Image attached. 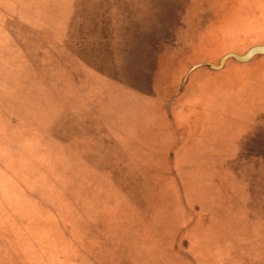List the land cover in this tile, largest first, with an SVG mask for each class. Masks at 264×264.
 <instances>
[{
  "label": "rangeland",
  "instance_id": "374dc122",
  "mask_svg": "<svg viewBox=\"0 0 264 264\" xmlns=\"http://www.w3.org/2000/svg\"><path fill=\"white\" fill-rule=\"evenodd\" d=\"M28 4L59 7V31L69 6L99 35L88 68L62 52L57 67L51 31L10 18ZM0 13L48 81L0 69V264H264V54L210 66L264 45V0H0ZM83 154L110 159L99 170L127 177V195L75 198L77 169L93 177Z\"/></svg>",
  "mask_w": 264,
  "mask_h": 264
},
{
  "label": "crops",
  "instance_id": "0c3cea01",
  "mask_svg": "<svg viewBox=\"0 0 264 264\" xmlns=\"http://www.w3.org/2000/svg\"><path fill=\"white\" fill-rule=\"evenodd\" d=\"M77 3L78 2H76V4ZM44 7H45V5H44ZM44 7H42V8H44ZM30 9H33V7L30 6L29 4H28V6H25V7L15 5V6H13V8H11L10 18L13 15H14L13 17H17V15H19L18 17L21 18L22 23H23V24H20L21 28H27L28 30H33V31L37 30L36 28H41V29H43V34L45 37H47L46 31H48V30L51 31V34H52L51 35V46L54 49H58L59 53L56 50H51L48 47H47L48 48L47 49L45 46L42 48V51L43 52H47V51L50 52V54L53 56L54 60L58 63L57 67L61 66L63 68V66L61 64H59V63L63 62L62 57L60 55L61 52L63 53V59H65V57H67V64L68 63L72 64V62H76V64H81L85 68H88V65L86 64V62H90V58H93V57L97 58V54L94 53L93 51H90L91 49H87V48L94 49L93 48L94 43L97 46L99 45V35L98 34L93 35V30H90V31L86 30V29H84L83 24H78V22H77L78 19L72 17V14L74 12L71 11L72 9L69 6L65 9L67 11V17H69L73 22L68 24L65 27V29L61 30V31H59V28H57L53 24V21H55V19L61 20L58 17V12L60 10L59 7L56 10H53L51 13V10L48 12L47 6H46V8L44 9V14L42 16L40 15L42 18H39L35 13H33V10L31 11ZM78 11L79 10L77 9L76 12H78ZM18 12H19V14H18ZM46 12L48 15L51 14V17H50L51 19H49L46 16L47 15ZM0 14H1L0 16H2V20H3L4 19L3 16H5V15L2 13H0ZM55 16H57V17L55 18ZM67 17H66V19H67ZM5 21L7 22L6 18L3 22H0V31H1V34L3 35V37H5L4 43L2 44V46L0 45V61L2 59L3 63H4V65H0V69L3 70V67L9 68L11 71H13L14 77H18V74L15 72H20V71L22 72V70H23L24 72H27V73H25V75L32 74L33 76H35V75L41 76V78H43L44 83H47L48 81H47V77H46L45 72L41 73L40 70L35 69L33 64H31V62L29 61V60H31V58L26 51L27 38H24V41L21 40V42H19L18 36L15 34V32L13 30L10 31V30L6 29L7 25L5 24L6 23ZM85 32H91L92 34H85ZM35 43H36V40H35ZM21 44H23L25 46H23ZM8 45H10V47H8ZM12 45H13L14 56H16L18 59H23L22 66L19 65V62L17 60H14V59H16V57H10V55H9L11 53ZM85 47H87V48H85ZM99 57H100V55H99ZM43 66H45V65H43ZM30 68H31V70L35 69V71L32 73L28 72V70ZM46 69H47V67H44L43 71ZM2 70H0V76L3 72ZM95 70H96L97 74L99 75V69L95 68ZM24 72H22L23 76H24ZM70 74H71V71L68 69L67 75H70ZM62 76H63L62 71L60 69H57V70H55V76H53V78H51V80L57 82V81H59V79ZM114 83H115V81H114ZM50 84H51V82H50ZM148 86H149L148 82L146 83L145 81H143V87H144L143 92H146V91L148 92V90H149ZM146 95H147V93H146ZM129 98H128L127 102L125 103L127 105L130 104ZM154 107H156L155 104H154ZM156 112H157V114L160 113L159 111H157V109H156ZM111 116H112L113 122H115L114 116L113 115H111ZM161 116L164 117V115H162V114H161ZM98 118H99V116H98ZM109 124H110V122L107 124L106 130L103 129L104 133H106L107 138H108V136L110 137L109 140H111L113 138L114 140L112 142L116 143V138L113 137V134L111 133V127ZM124 128L121 129L120 131L123 132ZM124 134H126V132H124ZM82 157L83 158L80 159L79 165H80V163L83 165L87 164L89 167V170L92 172L94 178L93 177L90 178L87 181V183H85V176L83 174H81L79 169H77V173H75V180L79 181L81 184L76 186L75 198H76V196H79V197L81 196L82 200L83 199L85 200V198H84L86 195L85 191L87 192V190H89L91 193L88 192L87 194H91L93 201H94L93 203L99 205L100 199H101L104 204L108 205V203L110 202L109 199L112 197V194H111L112 191L118 189L122 193L125 192V194L123 193L124 197L127 195L128 192H126V190L121 187L122 184L117 183V182H120L119 178L121 181H125V183H126V181H129V179L127 177L121 176V177H118V179H116V177L113 174L107 173L109 170H107V172H105L102 168H101V170H99V168H100L99 165H100V162H102V161L106 162L107 165L110 167V165L112 163V161L110 159L101 161V159L99 160V158H97V159L91 160L90 158L84 157V154L82 155ZM124 162H126V161H124ZM94 165H96L95 168H94ZM2 166H3V164H2ZM2 166L0 163L1 169H2ZM82 177H83V180H82ZM212 178L214 179V183L216 184L217 187L220 186L221 188H223L224 185L226 184L225 182L223 184H221L220 180H217V178L214 176H212ZM26 181H28V182H44L42 180H37V179L26 180ZM101 181L104 182V184H101ZM97 182H100V183H97ZM93 183L96 186H94ZM161 183H163V182H161ZM227 183H228V188L230 186L233 187V183L231 181H229V182L227 181ZM17 186H19V185H17ZM19 187L21 188V190H24L23 187H21V186H19ZM155 187L156 186H153L152 188L154 189ZM246 188L248 189V186H246L245 189ZM25 190L29 193L35 194L32 191H30L29 189H25ZM229 190H230V188H229ZM230 192H232V191H230ZM246 193H248V192H246ZM114 194H113V196H114ZM222 194H227V193L223 192ZM86 196L89 197L88 195H86ZM96 196H98L99 198L95 199L94 197H96ZM106 196L109 197L107 200H105ZM35 197L37 198V196H35ZM59 197H61L62 202H63L62 198H64V199L66 198V200H68V201H70L69 198H73L71 195H68L67 192H65V195H64V193H62V195H60ZM243 197L246 198L247 196L244 194ZM77 199H79V198L77 197ZM4 200H5L4 192L2 193L0 190V201L5 202ZM77 203H79V200H77ZM42 205L45 207L47 212H49L50 210H54V207L51 204L45 203ZM17 209L18 208H17V204H16L15 211H17L18 214H22V210H17ZM4 210H8V208L6 206L4 207V204H3V207H0V214L4 213ZM15 221H19V220L15 219ZM9 228H12V227L9 226ZM6 237L7 236L4 234L1 239L6 240L7 239ZM12 240H14L13 242L15 243L16 236L12 235ZM180 245H183V244H180ZM92 250L93 251H91L90 254L87 253L86 255H91V257L93 259L94 249H92ZM188 260H190V258H188Z\"/></svg>",
  "mask_w": 264,
  "mask_h": 264
},
{
  "label": "water",
  "instance_id": "95a60500",
  "mask_svg": "<svg viewBox=\"0 0 264 264\" xmlns=\"http://www.w3.org/2000/svg\"><path fill=\"white\" fill-rule=\"evenodd\" d=\"M261 54H264V45L254 46L243 55H235L232 53L226 54L221 58L218 65H210V64L209 65L214 69H221L224 66L225 62L230 58H233L240 62H245L250 60L256 55H261Z\"/></svg>",
  "mask_w": 264,
  "mask_h": 264
}]
</instances>
